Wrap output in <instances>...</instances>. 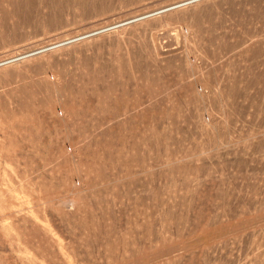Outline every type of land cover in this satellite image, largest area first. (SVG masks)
<instances>
[{
    "label": "rangeland",
    "instance_id": "obj_1",
    "mask_svg": "<svg viewBox=\"0 0 264 264\" xmlns=\"http://www.w3.org/2000/svg\"><path fill=\"white\" fill-rule=\"evenodd\" d=\"M183 1L0 0V264H264V0Z\"/></svg>",
    "mask_w": 264,
    "mask_h": 264
},
{
    "label": "bare ground",
    "instance_id": "obj_2",
    "mask_svg": "<svg viewBox=\"0 0 264 264\" xmlns=\"http://www.w3.org/2000/svg\"><path fill=\"white\" fill-rule=\"evenodd\" d=\"M195 1H199V0H186V1H183L182 3L175 4V5H172V6H169V7H165V8L159 9V10H157V11H153V12H151V13H149V14L143 16V17H140V18H144V17H147V16L151 17V15L154 16V14L156 15V14H159V13L165 12V11H167V10H170V9H172V8H176V7H178V6L186 5V4H188V3L190 4V3L195 2ZM140 18H137V19H140ZM133 21H134V20H133ZM130 22H131V21H130ZM130 22H129V23H130ZM111 27H112V26L102 28L101 30H99V31H97V32H94V33H90V34H88V35H86V36H90V35H92V34H96V33L102 32V31L107 30V29H109V28H111ZM81 38H84V36H80V37H78V38H75V39H72V40L66 41L65 43H69V42H72V41H74V40H78V39H81ZM61 44H62V43H61ZM61 44H57V45H54V46H58V45H61ZM54 46H51V47H54ZM51 47H50V48H51ZM43 50H45V49H42V50H40V51H43ZM28 55H30V54H28Z\"/></svg>",
    "mask_w": 264,
    "mask_h": 264
}]
</instances>
